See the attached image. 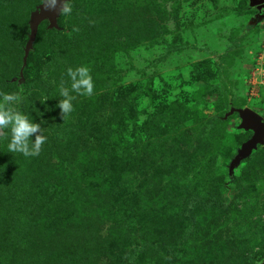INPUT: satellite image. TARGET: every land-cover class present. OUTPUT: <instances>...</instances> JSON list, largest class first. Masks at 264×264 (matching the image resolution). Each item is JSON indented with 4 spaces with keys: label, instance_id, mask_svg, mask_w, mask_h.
Returning <instances> with one entry per match:
<instances>
[{
    "label": "rangeland",
    "instance_id": "rangeland-1",
    "mask_svg": "<svg viewBox=\"0 0 264 264\" xmlns=\"http://www.w3.org/2000/svg\"><path fill=\"white\" fill-rule=\"evenodd\" d=\"M40 3L0 0V91H18ZM71 3L59 30L41 24L24 70L19 107L45 129L42 151L10 153V134L0 138V264H258L264 136L229 173L253 131L228 113L250 109L264 123V10ZM79 66L94 94L72 93L64 121L59 85Z\"/></svg>",
    "mask_w": 264,
    "mask_h": 264
},
{
    "label": "clouds",
    "instance_id": "clouds-1",
    "mask_svg": "<svg viewBox=\"0 0 264 264\" xmlns=\"http://www.w3.org/2000/svg\"><path fill=\"white\" fill-rule=\"evenodd\" d=\"M45 11H56L62 16L72 13L71 0H41L40 4ZM74 28L73 31H78ZM67 76L70 78V87L65 81L59 85L60 99L57 107L61 110V118L65 121L73 111V101L76 93L79 96H92L94 94V82L87 66L76 68L68 67ZM24 88L21 86L18 91H0V138H6L10 134L8 151L10 153H20L25 157H35L42 151L43 145L47 141L44 135L45 129L40 123H35L20 110L25 97ZM47 99L44 100L46 102ZM43 102V103H44ZM33 136L35 139L33 140Z\"/></svg>",
    "mask_w": 264,
    "mask_h": 264
},
{
    "label": "water",
    "instance_id": "water-1",
    "mask_svg": "<svg viewBox=\"0 0 264 264\" xmlns=\"http://www.w3.org/2000/svg\"><path fill=\"white\" fill-rule=\"evenodd\" d=\"M251 5L256 7L258 11L264 10V0H250ZM41 4V3H40ZM38 5L35 10L30 13L28 28L29 33L27 35V41L23 49L22 65L19 71L17 83L21 84L24 81L23 70L26 67L27 58L33 51V46L37 38L38 30L41 24L46 22L47 30H59L58 20L60 18L59 10L45 11L41 5ZM236 113L241 121L240 128L244 130H252V137L242 145L238 151L235 159L229 164V173H232L235 166L245 159H247L251 152L256 148L258 144H261L264 136V123L262 117L250 109H236L230 111L228 114L232 115ZM258 264H264V259Z\"/></svg>",
    "mask_w": 264,
    "mask_h": 264
},
{
    "label": "trees",
    "instance_id": "trees-1",
    "mask_svg": "<svg viewBox=\"0 0 264 264\" xmlns=\"http://www.w3.org/2000/svg\"><path fill=\"white\" fill-rule=\"evenodd\" d=\"M40 28V27H39ZM39 31V30H38ZM38 35V34H37ZM30 55V54H29ZM28 58H29V56H28ZM28 58H27V63H28ZM27 63H26V67H27ZM21 65H22V60H21ZM26 67L24 68V70L26 69ZM24 70H23V76H24ZM20 71V70H19ZM18 75H19V73H18ZM18 80V79H17ZM24 82V81H23ZM23 82L21 83V84H18L17 83V81H16V84H17V87H18V89L22 86V84H23ZM25 90V89H24ZM27 93V91L25 90L24 91V93H23V95L24 94H26ZM21 110V109H20ZM22 111V110H21Z\"/></svg>",
    "mask_w": 264,
    "mask_h": 264
},
{
    "label": "flooded vegetation",
    "instance_id": "flooded-vegetation-1",
    "mask_svg": "<svg viewBox=\"0 0 264 264\" xmlns=\"http://www.w3.org/2000/svg\"><path fill=\"white\" fill-rule=\"evenodd\" d=\"M256 8V7H255Z\"/></svg>",
    "mask_w": 264,
    "mask_h": 264
}]
</instances>
